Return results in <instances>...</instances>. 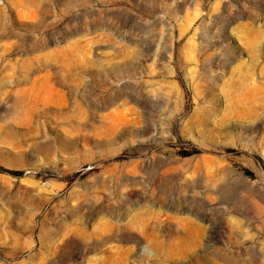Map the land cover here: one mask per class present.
Returning <instances> with one entry per match:
<instances>
[{
  "label": "rangeland",
  "instance_id": "rangeland-1",
  "mask_svg": "<svg viewBox=\"0 0 264 264\" xmlns=\"http://www.w3.org/2000/svg\"><path fill=\"white\" fill-rule=\"evenodd\" d=\"M0 264H264V0H0Z\"/></svg>",
  "mask_w": 264,
  "mask_h": 264
}]
</instances>
